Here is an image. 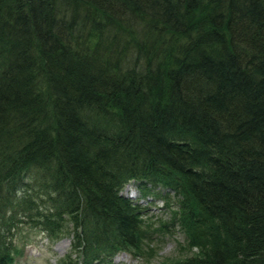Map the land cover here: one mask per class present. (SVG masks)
Masks as SVG:
<instances>
[{"label": "trees", "instance_id": "16d2710c", "mask_svg": "<svg viewBox=\"0 0 264 264\" xmlns=\"http://www.w3.org/2000/svg\"><path fill=\"white\" fill-rule=\"evenodd\" d=\"M25 225L59 264L175 228L132 264H264V0H0V264Z\"/></svg>", "mask_w": 264, "mask_h": 264}, {"label": "rangeland", "instance_id": "374dc122", "mask_svg": "<svg viewBox=\"0 0 264 264\" xmlns=\"http://www.w3.org/2000/svg\"><path fill=\"white\" fill-rule=\"evenodd\" d=\"M124 189L125 194L130 189L133 197L138 194V189L134 185L133 187L128 185ZM159 206H161L160 202L153 204L151 208L152 220L160 217L166 218L164 210L157 209ZM15 241L22 248V254L17 258L16 264H59L70 248V239L68 237L50 239L39 229L31 228L27 225L20 229ZM183 242L181 232L175 228L169 233L155 235L151 241H148L146 251H150L149 247H152L153 250L149 252L148 256L147 252L141 258L127 252H120L113 257V262L116 264H132L144 261L151 263L164 262L174 257L178 258L185 253L181 247Z\"/></svg>", "mask_w": 264, "mask_h": 264}, {"label": "bare ground", "instance_id": "6f19581e", "mask_svg": "<svg viewBox=\"0 0 264 264\" xmlns=\"http://www.w3.org/2000/svg\"><path fill=\"white\" fill-rule=\"evenodd\" d=\"M154 213V212H153ZM144 216V215H143ZM153 217V216H152ZM163 220V219H162ZM150 221H148V223H149ZM151 225H152V223H150ZM156 224V223H155ZM153 226V225H152ZM162 235V234H161ZM183 245H185V243H183ZM136 258V257H135Z\"/></svg>", "mask_w": 264, "mask_h": 264}]
</instances>
